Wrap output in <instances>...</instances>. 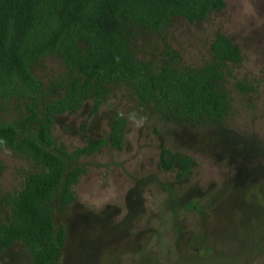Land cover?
I'll use <instances>...</instances> for the list:
<instances>
[{"label": "rangeland", "instance_id": "obj_1", "mask_svg": "<svg viewBox=\"0 0 264 264\" xmlns=\"http://www.w3.org/2000/svg\"><path fill=\"white\" fill-rule=\"evenodd\" d=\"M223 1L224 9L202 22L173 19L161 35L136 30L129 44L135 61L150 62L154 72L163 60L188 71L210 62L209 43L223 34L241 55L227 66L232 103L223 121L191 127L167 120L139 108L128 83L114 86L87 120L88 104L55 118L53 142L67 153L105 137L114 113L125 119L119 151L106 146L75 161L56 153L66 171L78 166L83 173L74 202L63 209L56 199L51 204L55 228L65 231L55 264H264V0ZM32 73L41 84L40 103L80 77L54 56ZM24 95L18 87L0 101V125L16 127L26 115ZM130 113L147 116L145 126L135 128ZM162 148L193 160L185 178L158 168ZM30 171L27 161L0 150V197L17 190ZM26 262L20 243L0 255V264Z\"/></svg>", "mask_w": 264, "mask_h": 264}, {"label": "trees", "instance_id": "obj_2", "mask_svg": "<svg viewBox=\"0 0 264 264\" xmlns=\"http://www.w3.org/2000/svg\"><path fill=\"white\" fill-rule=\"evenodd\" d=\"M224 7L223 0H0V101L18 87L28 100L26 115L16 127L0 125V150L24 159L31 168L17 190L0 197V255L20 243L26 264H55L65 231L55 228L51 204L56 199L63 209L74 202L73 187L83 173L78 166L66 171L58 154L75 161L106 146L122 147L125 119L117 113L105 137L69 153L53 142L56 117L88 104L87 120L114 86L128 83L139 108L155 109L167 120L210 127L226 118L232 103L224 87L227 66L238 63L241 55L223 34H215L208 46L210 62L196 70L180 71L163 60L154 72L150 62L135 61L129 47L136 30L161 35L173 19L202 22ZM165 55L174 57L169 49ZM49 56L80 77L40 103L41 84L32 70ZM236 87L248 91L241 84ZM193 164L165 148L158 153V168L173 172L176 179L185 178Z\"/></svg>", "mask_w": 264, "mask_h": 264}, {"label": "clouds", "instance_id": "obj_3", "mask_svg": "<svg viewBox=\"0 0 264 264\" xmlns=\"http://www.w3.org/2000/svg\"><path fill=\"white\" fill-rule=\"evenodd\" d=\"M129 119H130L131 123L133 124V126L137 129H139V128H142L145 126L148 118H147V116L137 117L136 113H130Z\"/></svg>", "mask_w": 264, "mask_h": 264}]
</instances>
